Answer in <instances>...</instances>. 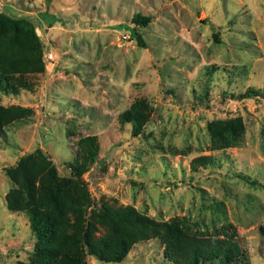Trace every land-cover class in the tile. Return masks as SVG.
Here are the masks:
<instances>
[{
  "label": "rangeland",
  "instance_id": "374dc122",
  "mask_svg": "<svg viewBox=\"0 0 264 264\" xmlns=\"http://www.w3.org/2000/svg\"><path fill=\"white\" fill-rule=\"evenodd\" d=\"M0 13L27 19L43 45L39 57L23 55L19 94L1 102L22 109L0 131V264H29L38 244L27 215L9 208L17 174L23 168L39 184L53 167L58 180L74 179L69 162L91 140L98 160L79 181L93 244L124 226L102 215L104 205L144 218L132 223L139 228L184 217L200 231L231 223L248 250L243 264H264V98H234L264 88V0H0ZM137 13L152 21L134 23ZM19 35L15 44L31 45ZM136 100L147 124L134 135L120 117ZM233 119L243 142L211 151L213 129ZM213 155L214 165L192 170L195 157ZM68 219L58 238L73 233ZM83 250L82 264H168L151 235L117 263Z\"/></svg>",
  "mask_w": 264,
  "mask_h": 264
},
{
  "label": "trees",
  "instance_id": "16d2710c",
  "mask_svg": "<svg viewBox=\"0 0 264 264\" xmlns=\"http://www.w3.org/2000/svg\"><path fill=\"white\" fill-rule=\"evenodd\" d=\"M151 21L150 17H145L140 13L135 14L133 18L134 23L144 26ZM20 33L27 36L31 43L30 46L15 44L13 40L18 38ZM131 35L139 45L146 47L143 36L135 28L131 29ZM42 46L40 37L38 38L35 34L33 24L27 19L0 13V48L6 49L8 54L0 53V131L3 129L4 119L8 120L12 116V109H22L18 106L4 108L1 104L2 97L19 94L24 79L16 73L20 71L24 63L23 55L32 57L36 52L39 57ZM258 97L264 98V88L249 86L241 95L234 98L243 100ZM144 109L143 103L136 100L120 117V121L132 123L134 135L142 133L147 124ZM234 119L230 120V126L213 129L211 151L234 148L243 142L244 128L232 122ZM97 148L91 140L84 156L82 155L77 162H69L74 179L58 180L53 167L47 170L39 184L27 178V172L23 168L17 174L18 178L15 180L18 181L20 187L16 190L17 195L9 208L23 211L27 215L30 223L29 229L38 240L33 260L29 264H52L61 255L60 249L62 248L67 251V254L62 256L63 260L58 264H82L84 248L89 255L91 254L100 261L117 263L126 258L136 241L148 235L160 239L163 245V255L168 264H243L248 260V250L239 240L237 230L231 223L225 222L212 232L200 231L184 217L159 223H146L154 224L153 229L139 228L132 223H138L140 226L145 223L144 218L135 217L127 212L116 215L104 205L100 206L102 215H106L110 220L118 218L124 226L113 228L111 231L109 229L101 236L99 245L93 244L89 236L90 227L86 225L84 218L87 196L79 181V175L97 162ZM37 157L46 158L40 150H38ZM19 162L18 166L22 165V159ZM215 162L217 159L214 155L198 156L191 161V168L197 171L201 167L214 165ZM17 167L9 168L8 174L14 177ZM70 214L76 219L75 229L73 233L60 234L58 238L59 227L62 225L61 220L68 223ZM130 216H133L134 220L130 219ZM130 233L136 238L131 240Z\"/></svg>",
  "mask_w": 264,
  "mask_h": 264
},
{
  "label": "built area",
  "instance_id": "2783aa9c",
  "mask_svg": "<svg viewBox=\"0 0 264 264\" xmlns=\"http://www.w3.org/2000/svg\"><path fill=\"white\" fill-rule=\"evenodd\" d=\"M47 56L49 57V59H53L52 54H48Z\"/></svg>",
  "mask_w": 264,
  "mask_h": 264
}]
</instances>
